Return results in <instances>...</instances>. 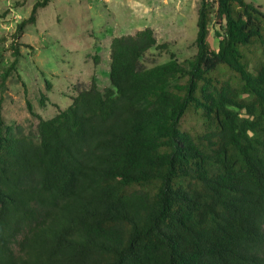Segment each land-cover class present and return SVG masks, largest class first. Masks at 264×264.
I'll return each mask as SVG.
<instances>
[{
    "label": "trees",
    "instance_id": "1",
    "mask_svg": "<svg viewBox=\"0 0 264 264\" xmlns=\"http://www.w3.org/2000/svg\"><path fill=\"white\" fill-rule=\"evenodd\" d=\"M50 1L18 23L2 91ZM197 26L191 60L151 67L170 48L152 28L114 37L111 85L39 117L37 140L0 96V264H264V8L201 0Z\"/></svg>",
    "mask_w": 264,
    "mask_h": 264
},
{
    "label": "rangeland",
    "instance_id": "2",
    "mask_svg": "<svg viewBox=\"0 0 264 264\" xmlns=\"http://www.w3.org/2000/svg\"><path fill=\"white\" fill-rule=\"evenodd\" d=\"M37 1L0 0V71L14 60L12 35ZM200 1L51 0L38 10L36 23L26 26L18 41L22 54L18 74L10 77L4 91L0 87L6 122L37 140L39 117L50 119L67 108L77 90L87 87L92 79L101 90L110 86L111 41L116 36L152 28L159 44L170 43L169 50L152 48L147 52L143 59L149 67L191 60L198 51ZM247 1L264 8V0ZM210 37L217 48L213 29ZM227 69L222 64L220 73Z\"/></svg>",
    "mask_w": 264,
    "mask_h": 264
}]
</instances>
